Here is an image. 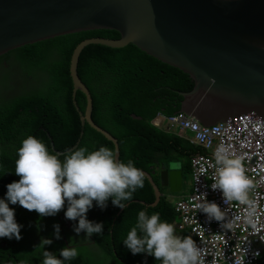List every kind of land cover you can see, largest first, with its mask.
<instances>
[{
  "label": "trees",
  "instance_id": "16d2710c",
  "mask_svg": "<svg viewBox=\"0 0 264 264\" xmlns=\"http://www.w3.org/2000/svg\"><path fill=\"white\" fill-rule=\"evenodd\" d=\"M94 36L117 38L119 34L110 29L82 30L14 49L21 54L14 64L21 66L22 70L3 76L0 82L3 90L18 92L0 102V199L6 198L7 184L19 180L14 171L15 159L22 139L28 135L40 139L50 152L64 153L79 140L78 148L92 151L105 146L113 150V143L103 134L88 124L82 125L73 102L72 53L80 41ZM4 57L0 55V64ZM78 73L92 99L91 119L117 139L120 161L127 163L131 159L137 168L150 173L158 184L160 178L155 173L156 167L174 157L185 159L183 168L191 174L190 157L204 150L181 134L163 130L152 121L160 115L168 116L181 110L183 97L180 93L190 92L194 87L188 74L132 44L122 48L89 44L81 52ZM26 84L28 89H25ZM76 101L80 111L84 112V94L78 92ZM82 130L84 134L81 136ZM60 159L63 160V156ZM161 189L165 195L154 207L136 201L141 199L151 203L155 200L153 186L146 176L144 187L133 193L131 204L125 208L114 206L111 198L104 209L94 201L88 220L102 223L103 231L92 234L87 241L82 239L80 247L84 257L78 263L93 264L90 255H94L99 260L95 264H105L106 261L110 264H159L147 253L133 255L123 240L135 226L141 210L149 215L158 213L161 220L174 226L179 221L170 201L172 193L167 187ZM9 207L14 209L17 223L22 225L23 237L17 244V257L32 263L41 258L43 249L38 246L40 243L32 245L29 234L42 223L54 225L60 222L59 215L64 209L55 216L41 217L18 203L9 202ZM28 223L31 224L24 227ZM175 231L177 235L190 236L176 226ZM90 246L96 252L90 251ZM44 247L60 255L59 250L65 247L64 240L56 239L55 243ZM263 261L255 264H264Z\"/></svg>",
  "mask_w": 264,
  "mask_h": 264
},
{
  "label": "water",
  "instance_id": "95a60500",
  "mask_svg": "<svg viewBox=\"0 0 264 264\" xmlns=\"http://www.w3.org/2000/svg\"><path fill=\"white\" fill-rule=\"evenodd\" d=\"M95 29L116 30L119 37L94 36L76 45L70 61L73 102L82 125L111 141L117 159L118 141L91 119L92 99L78 73L81 52L89 44L121 48L132 43L188 74L194 87L180 93L183 101L178 112L204 126L234 123L247 113L264 118V0H0V55ZM79 91L87 98L85 114L76 101ZM79 142L70 150L78 148ZM161 167L159 184L142 170L155 192L152 206L164 194L161 187L171 193L184 187L178 166Z\"/></svg>",
  "mask_w": 264,
  "mask_h": 264
},
{
  "label": "clouds",
  "instance_id": "9594fccd",
  "mask_svg": "<svg viewBox=\"0 0 264 264\" xmlns=\"http://www.w3.org/2000/svg\"><path fill=\"white\" fill-rule=\"evenodd\" d=\"M8 52L2 54L5 57L0 69L7 66L16 70L3 76L14 75L22 70L10 59ZM8 93L18 94L17 91ZM214 161L212 190L222 192L225 204L231 201L250 204L248 193L253 182L246 175L242 158L234 155L228 147L220 145L214 152ZM14 171L19 180L7 184L6 198L0 199V238L9 240L22 238V225L17 223L9 202L13 205L18 203L41 217L55 216L67 202L65 218L78 220L74 231L77 234L85 232L91 237L103 231L102 223L87 219V212L93 207V202L104 209L111 198L114 206L125 208V202L131 201L133 193L144 187L145 180V173L131 159L127 163L120 161L108 147L101 146L92 151L79 147L64 153L50 152L33 135L22 139L17 149ZM196 207L206 214L209 221L214 219L221 222L223 228L227 226L224 223V211L215 201H208L206 194H201ZM53 227L56 239H60V225L54 224ZM51 243V239L42 238L38 245L43 249L41 264H65L79 256L75 247L66 246L59 250L63 259L58 258L44 247ZM123 243L133 255L147 253L154 256L159 264H204L202 248L192 236L177 235L175 226L161 220L158 213L149 215L147 211L141 210L135 226L129 230Z\"/></svg>",
  "mask_w": 264,
  "mask_h": 264
},
{
  "label": "built area",
  "instance_id": "2783aa9c",
  "mask_svg": "<svg viewBox=\"0 0 264 264\" xmlns=\"http://www.w3.org/2000/svg\"><path fill=\"white\" fill-rule=\"evenodd\" d=\"M165 119V129L185 136L204 149V153L191 158L193 190L178 199L175 210L180 217L175 226L188 232L202 248L204 264L218 261L235 264L241 254L250 264L264 260V118L247 113L233 119L234 123L229 120L210 126L181 112ZM220 145L242 158L246 175L253 182L250 204L236 201L225 204L222 192L212 190L214 152ZM201 194L221 207L226 227L214 219L209 221L206 214L198 211L196 205Z\"/></svg>",
  "mask_w": 264,
  "mask_h": 264
},
{
  "label": "flooded vegetation",
  "instance_id": "af4514ba",
  "mask_svg": "<svg viewBox=\"0 0 264 264\" xmlns=\"http://www.w3.org/2000/svg\"><path fill=\"white\" fill-rule=\"evenodd\" d=\"M14 70H16L15 68L10 69L9 67L5 66L4 68L0 69V77H2L4 74H10L11 72H13ZM37 75H40L39 72L36 73ZM28 84L25 85V89H28ZM12 96L11 94L9 96L6 97H10ZM3 102V101H1ZM67 208V202L65 203V207L63 212L59 215V218L61 219L60 222H57L55 224H59L60 225V239L64 240V246H69V247H75L78 252H79V256L76 257L74 260L65 262V264H79L78 262L82 260V258L84 257V251L81 250L80 247V243L82 242V239L84 241L89 240L91 237H88L86 235L85 232H81L79 234H77L74 231V225L78 224V220L77 221H72V220H68L65 218V211ZM92 211V209H89V211L87 212V219H88V215L89 213ZM31 223H28L26 225H24V227L29 226ZM55 229L53 227V225H49L46 223H42L40 224L36 230L32 233L29 234V239L32 240V245H38L39 243H41L42 238H49L52 240V243L56 242V237L54 235ZM52 233V236H51ZM99 234V233H98ZM22 237H23V233H22ZM19 240H16L15 238L9 240L8 238H0V264H41L43 257L41 256V258L36 259V261L32 262V263H27L25 260L23 259H19L18 256V250H17V244H18ZM88 245V243H86ZM9 245V247H8ZM45 246H49V245H45ZM48 251H51L49 249H46ZM90 251L92 252H96V250L94 249V247L89 248ZM53 252L58 258L63 259L62 257H60V255L58 254V252ZM93 261V264L99 262L98 258H96L94 255H90ZM105 264H110V261H106Z\"/></svg>",
  "mask_w": 264,
  "mask_h": 264
},
{
  "label": "rangeland",
  "instance_id": "374dc122",
  "mask_svg": "<svg viewBox=\"0 0 264 264\" xmlns=\"http://www.w3.org/2000/svg\"><path fill=\"white\" fill-rule=\"evenodd\" d=\"M19 58H21V54L19 53V51L13 50V51L10 52V59L12 61H15V60H17ZM0 82L2 83V78L0 79ZM9 90L10 89L3 90L2 88H0V102L3 101L4 98H6V95L8 94ZM85 98H86V96H85ZM7 99H8V97H7ZM86 107H87V98H86ZM85 112H86V108H85V111L82 112V113L85 114ZM91 114H92V112H91ZM153 123L155 125H157L158 127H160V128H165L166 127V119H164V117H162V116L154 119ZM119 156H120V152H119ZM184 163H185V159H180V158L174 157V158H172V161H170L168 163V165H170V166L176 165L180 169H182V167H184ZM155 170H156L155 173H157L159 175V178H160V175H161V172H162V167L161 166H157ZM147 179L149 180V178H147ZM191 181H192V175L189 172H186V180L184 182L183 190L180 191V192H175V193L170 194V201H171L173 207H176L178 199L181 198L183 196V194L187 193L186 195H188L190 193V191H191ZM189 183H190V185H189ZM164 195L165 194H163V196ZM248 196H250V192L248 193ZM155 198H156V196H155ZM138 200H140V201H138ZM136 201H138V202L145 201V203H143V204H145L147 206H152V203L155 200L153 202H151V203H147L146 200H141V199H136ZM125 204H126V207H127V206H129L131 204V201L125 202ZM152 207H154V206H152ZM217 264H228V263L225 262V261H218ZM235 264H250V263L246 260L245 255L241 254L240 257L236 260Z\"/></svg>",
  "mask_w": 264,
  "mask_h": 264
},
{
  "label": "crops",
  "instance_id": "0c3cea01",
  "mask_svg": "<svg viewBox=\"0 0 264 264\" xmlns=\"http://www.w3.org/2000/svg\"><path fill=\"white\" fill-rule=\"evenodd\" d=\"M160 116H162V115H160ZM159 116V117H160ZM162 117H164V116H162ZM153 121V120H152ZM163 130H166V131H168V129H165V128H162ZM183 137H185V136H183ZM185 139H187L186 137H185ZM188 140V139H187ZM189 141V140H188ZM190 142V141H189ZM191 143V142H190ZM192 144V143H191ZM194 145H197V144H194ZM201 149H203L202 147H201ZM204 150V149H203ZM199 154V153H198ZM195 155H197V154H195ZM195 155H192L191 157H190V166H191V175L193 176V167H192V162H191V158L193 157V156H195ZM170 161H172V160H170ZM170 161H168V162H165L164 164H166V165H168V163L170 162ZM163 164V165H164ZM182 171H183V176H184V182H185V180H186V171H185V169L182 167V169H181ZM189 185H190V183H189ZM169 190V189H168ZM193 190V179H192V181H191V191ZM191 191H190V193H191ZM170 192V191H169ZM189 193V194H190ZM186 194L187 193H185V194H183V196H186ZM182 196V195H181ZM182 196V197H183Z\"/></svg>",
  "mask_w": 264,
  "mask_h": 264
}]
</instances>
